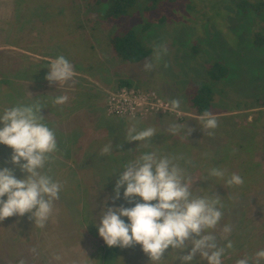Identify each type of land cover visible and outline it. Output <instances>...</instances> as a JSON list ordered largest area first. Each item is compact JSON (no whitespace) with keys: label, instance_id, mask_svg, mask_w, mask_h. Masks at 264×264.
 <instances>
[{"label":"rangeland","instance_id":"1","mask_svg":"<svg viewBox=\"0 0 264 264\" xmlns=\"http://www.w3.org/2000/svg\"><path fill=\"white\" fill-rule=\"evenodd\" d=\"M241 1L259 4L262 9L242 12L238 7ZM108 2L0 0V114L17 104L38 102L45 107L41 115L55 131L58 151L44 171L62 185L43 228L28 214L0 221V264H109L107 260L116 264L118 249L119 264H151L140 245L110 248L94 227L105 198V207L130 208L141 202L138 197L132 203L123 199V187L119 199L111 197L124 167L145 152L177 160L175 163L186 170L185 182L194 197L204 191L206 196H220L223 216L217 227L208 231L221 247L229 240L233 243L222 256V264H236L244 257L255 264V253L264 249V194L254 191V175L247 173L246 167L256 172V163L264 164V43L257 45L254 37L259 33L264 39V0H161L152 11L145 9L148 0H136L128 15L117 21L104 18ZM160 15L165 17L163 22L144 29ZM128 31L148 55L137 63L123 61L125 65L118 57L109 60V39ZM155 45L167 49L160 59L155 58ZM61 55L73 65L75 75L66 83L49 84L47 67ZM149 59L154 67L145 71ZM216 63L227 69L226 78L217 82L207 73ZM101 74L113 81L101 84ZM124 75L130 78L129 88L118 87L119 81L127 80ZM200 85L212 89L210 111L217 118L216 129H205L188 113L189 98ZM121 90L130 97L126 102H133L127 115L112 113L120 104L113 109L109 105L122 98ZM61 95L68 97L67 102L54 105L53 99ZM81 96L88 102L84 109L70 102ZM176 98L181 101L180 109L171 111L169 102ZM99 114L104 116L102 123ZM145 121L160 132L151 141L113 140V152L101 155L110 142L106 129L128 130L131 123ZM173 125L193 131L187 138L182 128L173 135ZM249 140L254 144L248 146ZM227 142L236 147L228 149L236 153L235 160L220 165V149ZM117 144L121 146L117 148ZM11 153L8 146L0 144V168H10L16 178H23L25 174L10 163ZM213 167L227 173V178L245 172L243 186H229L225 180L223 187L222 182L212 186L214 177L209 171ZM256 173L263 177L264 170ZM205 184L214 188L202 190ZM232 211L239 225H230L231 233L225 238L223 228ZM122 219L128 222L126 217ZM235 233L238 237L232 235ZM176 257V250L170 249L160 264H179ZM193 264L207 262L198 256Z\"/></svg>","mask_w":264,"mask_h":264},{"label":"clouds","instance_id":"2","mask_svg":"<svg viewBox=\"0 0 264 264\" xmlns=\"http://www.w3.org/2000/svg\"><path fill=\"white\" fill-rule=\"evenodd\" d=\"M166 53L164 46H154L156 59ZM143 67L145 71H151L154 67L152 60L149 59ZM47 69L45 79L49 84L66 83L75 75L73 65L62 55L55 58ZM67 100L66 95H61L52 102L62 105ZM169 103L171 111L180 109L179 98ZM43 108L38 102L17 104L0 114V144L12 150L10 163L25 174L18 179L12 169L0 168V221L28 214L29 219L43 228L52 214L53 202L59 199L62 185L44 171L52 160V154L58 151V145L55 131L41 115ZM199 119L205 129L218 127L217 118L209 112H204ZM181 128L186 138L193 131L185 125H173L170 130L175 135ZM208 134L213 135L211 131ZM155 135L153 127L137 130L132 125L128 129L127 141L149 142ZM120 146L116 145L117 148ZM112 149L110 141L102 148L101 155L111 154ZM173 161L174 158L160 156L156 152H145L130 161L116 180L111 199H119L123 187V199L132 203L133 198L138 197L141 202L130 208L105 207V198L99 223H94L98 235L110 248L140 245L151 264H160L170 249L176 250L179 264H193L198 256L207 264H222V256L226 249L233 248V243L229 240L221 247L208 231L215 229L223 216L220 196L194 197L190 184L185 182L186 170ZM209 176L223 179L225 172L213 167ZM243 183L239 174H232L226 180L229 186ZM122 217H126L128 222ZM223 232L227 238L231 227L226 225ZM250 259H238L236 264H249ZM261 261H264V249L255 253V264Z\"/></svg>","mask_w":264,"mask_h":264},{"label":"trees","instance_id":"3","mask_svg":"<svg viewBox=\"0 0 264 264\" xmlns=\"http://www.w3.org/2000/svg\"><path fill=\"white\" fill-rule=\"evenodd\" d=\"M135 1L136 0H109L108 8L104 12V16H105L104 18H106L107 20H110V21H117L119 18L126 17L128 15L129 9L134 6ZM159 1H161V0H148L149 4L145 8L146 11H152V10L157 9ZM238 7L240 8V10L242 12H248L249 8H256L258 11L260 9H262V7L259 4H252L251 5L247 1H241L238 4ZM164 19H165L164 15H160L158 19H154V20H151L148 23H146L144 25V29L151 27L152 24L161 23L164 21ZM254 37H255V43L257 45H259L260 43H264V39H262V37L259 36V33L254 34ZM259 39H261L260 42L258 41ZM108 43H109V45L111 47V51L115 57H118V58L122 59L123 61L129 62V63L140 62L149 53L138 42V40L135 38V35L133 34L132 31H128V32L121 34V35L112 36L109 39ZM207 73H208V76L210 77V79L212 81L217 82L221 78H226L227 69L223 68L222 66H220L219 64L216 63L208 69ZM118 87L119 88H129L130 83L127 80H121V81H119ZM212 94H213V92H212V89L210 86H208V85L198 86L196 88L195 92L189 98L191 107L188 108V111H190L191 114L198 116V117H200L204 112L211 113L212 111H210V106H211V102L213 101V95ZM262 117L264 119V113H263ZM256 122H257V120H256ZM253 127H255V125ZM241 142H243V141H241ZM226 144H227V146H225ZM226 144L224 146H222V148L220 149V155L218 158L220 165L228 164V162H230V159L231 160L233 159L232 161L235 160L236 153L235 152H229L228 149L231 148V150H234V149H236V147L233 145L231 146L228 142ZM246 144H248V146H249V145H253L254 142L252 140H249L248 142H246ZM155 147L156 146H154V148L151 150L154 151ZM225 150H227V151H225ZM233 153H234V157H231V156H233ZM169 154L171 155V152H169ZM173 162L179 163L175 159ZM256 164L258 165L256 167H254V168H256V172H263L264 164H261V163H256ZM212 165H216V164H212ZM246 169L248 171H250L247 173H250L251 176L254 175L253 178H255V179L252 178V181H251L252 187L254 188V191L259 192L260 195L264 194V173H262L263 177H260L259 173H256L255 171H253V168H251L250 166L246 167ZM254 172H255V174H254ZM245 174L246 173L244 172V174H242L241 177L245 178V177H243ZM226 176H227V173H225V177L220 181L218 178L214 177L211 180V185L217 186V185H220V183L222 182V187H223L224 186L223 180H225V182H226V180L228 179ZM208 178H207V180H208ZM206 185L207 184L201 186L202 190H205V188H206V191H207V190H211L212 188H214V187L207 188ZM242 186H241V188H242ZM258 188H259V190H257ZM206 194L207 193L204 191L203 193H199V195L197 194V196L203 197V196H206ZM222 204H223V202H222ZM234 212L235 211H232V213H231L230 222L228 224L229 226L230 225L233 226V224L237 223V220L239 219L238 218L236 220H233L234 219V216H233ZM244 223H245V218H244V221L242 224H244ZM238 225L239 224L237 223V226ZM89 228H91V227H89ZM90 231H92V230H90ZM232 235H235L236 237H238V233L237 234L235 233ZM243 236L245 237V234H243ZM236 237H233V239ZM118 250L120 251V249H118ZM118 250L116 251V255H115L117 257V258L115 257L116 264H119L118 256L121 254V252H119ZM111 262H112L111 260H107V263L111 264Z\"/></svg>","mask_w":264,"mask_h":264},{"label":"crops","instance_id":"4","mask_svg":"<svg viewBox=\"0 0 264 264\" xmlns=\"http://www.w3.org/2000/svg\"><path fill=\"white\" fill-rule=\"evenodd\" d=\"M109 60H118V58L117 57H115L114 56V54L112 53V51H111V56H109L108 55V57H107ZM112 58V59H111ZM119 61H120V63L122 64V65H125V64H123V60L122 59H119ZM114 62V61H113ZM101 67L102 66H104L103 64H101L100 65ZM103 75V76H102ZM117 79V78H116ZM123 79H127V81H130V78L129 77H127L126 75H124V77H123ZM111 81H113V78H111L110 76H108V75H104V74H101V79H100V82H101V84H106V85H108V83L109 82H111ZM75 98H73V99H70V102L73 100V102H74V104H72V105H74L75 107H79V108H81V109H84V108H86L87 106H88V102L86 101V98H83V96H81L79 99L77 98L76 100H74ZM84 104H86V106L84 105ZM258 108V107H257ZM188 109V108H187ZM259 109V108H258ZM188 113H190L191 114V112L190 111H188ZM97 114V113H96ZM191 116H193V115H191ZM97 117L98 118H100V122L102 123L105 119H104V116L103 115H97ZM197 118H195V121H199L200 119H199V117L198 116H196ZM104 120H103V119ZM194 119V118H193ZM149 121H145V122H139L138 123V125H136V124H134V123H131V126L132 125H135V127L137 128V130H143V129H146V128H148V127H152L153 125V123L151 122V125L148 123ZM127 133H128V130H126V128H124V129H122V127L121 128H118V127H116V129H113V130H108V129H106V134H105V132H104V134H105V136L107 137V138H109L110 139V141H113V140H116V141H118V140H120V141H124L123 139H125V138H127ZM158 133H160L159 131H156V134H158ZM142 146V145H141ZM148 145H146L145 147H147ZM151 149V148H150Z\"/></svg>","mask_w":264,"mask_h":264},{"label":"built area","instance_id":"5","mask_svg":"<svg viewBox=\"0 0 264 264\" xmlns=\"http://www.w3.org/2000/svg\"><path fill=\"white\" fill-rule=\"evenodd\" d=\"M126 93L127 92H124V90H123L122 91V98L120 100H114V103L109 104L110 106L113 105V106H111V109H113L114 105L120 104L118 106H115L116 108H115V110H113L112 113L119 114V115H127L130 113V111H128V110L131 109L133 102H129V103L126 102L127 99H130V97L124 96ZM131 97L135 100L134 95Z\"/></svg>","mask_w":264,"mask_h":264}]
</instances>
